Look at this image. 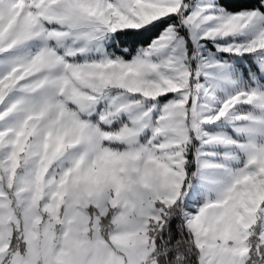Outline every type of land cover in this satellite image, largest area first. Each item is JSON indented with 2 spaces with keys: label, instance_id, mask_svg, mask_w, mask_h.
I'll list each match as a JSON object with an SVG mask.
<instances>
[{
  "label": "snow or ice",
  "instance_id": "snow-or-ice-1",
  "mask_svg": "<svg viewBox=\"0 0 264 264\" xmlns=\"http://www.w3.org/2000/svg\"><path fill=\"white\" fill-rule=\"evenodd\" d=\"M0 264H264V0H0Z\"/></svg>",
  "mask_w": 264,
  "mask_h": 264
}]
</instances>
